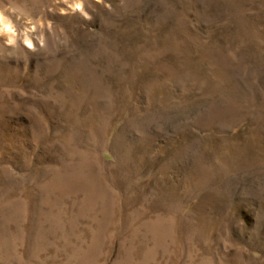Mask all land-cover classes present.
I'll use <instances>...</instances> for the list:
<instances>
[{
	"label": "rangeland",
	"instance_id": "obj_1",
	"mask_svg": "<svg viewBox=\"0 0 264 264\" xmlns=\"http://www.w3.org/2000/svg\"><path fill=\"white\" fill-rule=\"evenodd\" d=\"M0 264H264V0H0Z\"/></svg>",
	"mask_w": 264,
	"mask_h": 264
}]
</instances>
